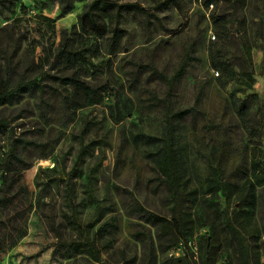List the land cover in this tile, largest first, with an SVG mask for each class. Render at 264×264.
Instances as JSON below:
<instances>
[{"label": "rangeland", "instance_id": "374dc122", "mask_svg": "<svg viewBox=\"0 0 264 264\" xmlns=\"http://www.w3.org/2000/svg\"><path fill=\"white\" fill-rule=\"evenodd\" d=\"M120 1L146 11L124 15L128 33L113 54L110 33L87 35L80 28L90 0L76 2L61 17L54 0H14L13 9L0 14V84L13 67L11 89L23 77L38 85L34 93L0 102V158L19 140V165L27 167L11 193L13 203L2 211L12 222L0 232L1 264H73L76 258L54 254L59 239L52 222L65 239L77 238L76 228L67 226L72 209L87 224L98 204L104 215L92 231L109 222L113 242L103 247V259L114 264H264V0ZM213 12L228 20L225 42L215 39ZM213 41L235 68V79L227 81L212 67ZM64 48L89 56L77 73L106 87L100 103L75 112L63 108L58 91H67L54 77L63 71L48 55ZM190 50L196 59L170 92L165 77ZM141 65H154L163 76ZM200 92L201 126L168 122L158 99L170 97L177 111L192 106ZM254 93L259 99L252 100ZM245 99L257 135L240 130L237 146L246 151L249 175L258 184L253 211L237 205L230 177L235 163L224 174L217 170V141L208 128L237 124L234 106ZM166 155L171 175L160 178ZM164 178L169 184H162ZM138 204L167 225L143 220ZM109 238L99 244L107 246Z\"/></svg>", "mask_w": 264, "mask_h": 264}, {"label": "trees", "instance_id": "16d2710c", "mask_svg": "<svg viewBox=\"0 0 264 264\" xmlns=\"http://www.w3.org/2000/svg\"><path fill=\"white\" fill-rule=\"evenodd\" d=\"M60 4V17L65 16L75 8V4L78 1L86 0H54ZM213 0H209L206 4H213ZM14 7V0H0V14L4 12L3 8L12 10ZM146 9L139 3L135 2H121L120 0H90L85 9L80 15V28L84 34L104 36L110 33L109 36V51L110 53L119 52L121 44L126 37L128 31L121 26V22L126 13H132L138 15L144 13ZM213 27L215 30L216 40H225L230 37V29L228 20L224 15H216L212 13ZM225 42V41H224ZM216 41H213L212 48L210 49V56L212 61V67L222 76H225L227 81L235 79L238 75L235 68L225 59L224 53L221 48H217ZM18 48V47H17ZM245 53H250L248 48H244ZM17 52H14L16 55ZM50 59L53 58L54 64L61 67L63 71L60 75L54 76L60 82L67 93L58 91L62 99V106L67 111L75 112L78 109L86 106L98 104L102 101L106 87L103 84H91L87 80L83 79L78 73V66L86 63H90L89 56L81 50L77 49H60L56 53H49ZM193 59H196L193 51H189L185 57L183 63L177 69L175 74L171 78H166L169 91L172 92L174 86L182 79L188 66ZM7 63L11 66L12 58H7ZM153 69L154 74H161L157 71L154 65H141L140 67H147ZM8 78L0 84V102H5L8 99H13L16 96L22 97V93L31 91L34 93L37 86L32 85L25 77L20 80L19 84L11 89L10 84L13 78V67L8 72ZM34 89V91H32ZM201 92L192 106L173 111L172 102L170 97L158 99L163 105L166 111L168 122L171 120L176 121H191L195 126H201L200 121L203 116L201 110L202 96ZM252 100L259 99L257 93L251 95ZM234 114L238 119V123L232 126H224L223 124L215 123L208 126L209 132L213 131L217 141L218 149V168L221 173H225L223 170L226 165L235 163L232 165L230 177L235 179L234 192L237 194V205L239 208H245L248 211H253L258 206V191L257 182L253 177L249 175V159L246 151L238 150L239 138L238 133L241 130L247 131L251 137L256 136L257 132L251 119V103L248 99L236 103L234 106ZM204 127V126H203ZM169 137L171 141L175 140L173 131L170 130ZM237 137V139H236ZM19 140H16V144ZM16 144L10 149V153L4 159L0 158V168L3 170L4 181L0 182V232L3 227H7L8 222H12V219L7 220L2 216V211L8 207L10 203H13L14 196L11 193L17 187L20 178H22V171L27 168L20 166L19 162L24 160L18 155L16 150ZM237 155V156H236ZM169 156L166 155L163 161L160 162V170L158 175L162 178L163 175L170 176L171 172L168 170ZM216 170V171H217ZM162 184H169V180L163 179ZM70 200L72 202L73 191L69 192ZM73 205H71L72 207ZM136 206V204H135ZM135 209L140 213L141 218L152 225H167V219L160 216L157 213L147 210L142 205L138 204ZM73 213L69 216L67 226L76 228L78 231L77 238L65 239L61 228L56 226L55 222H52V229L56 232V237L59 239V243L54 250V254L60 253L66 258H76L73 264H114L111 259H103V247L109 248L113 242V233L109 230V222L102 223L95 231L92 228L95 223L102 219L104 213L102 208L97 206L96 218L94 221L87 224H82L78 217L75 215V209H72ZM111 237L107 241V246H102L99 242L105 237ZM1 244V242H0ZM105 245V244H104ZM133 261V260H132ZM126 263L127 260H125ZM1 264V262H0Z\"/></svg>", "mask_w": 264, "mask_h": 264}]
</instances>
